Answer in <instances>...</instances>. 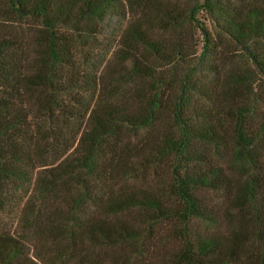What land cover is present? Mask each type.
<instances>
[{"label": "trees", "instance_id": "16d2710c", "mask_svg": "<svg viewBox=\"0 0 264 264\" xmlns=\"http://www.w3.org/2000/svg\"><path fill=\"white\" fill-rule=\"evenodd\" d=\"M146 1L0 0L32 27L0 26V264H264V6ZM200 9L246 62L220 83L202 24L197 55L162 36Z\"/></svg>", "mask_w": 264, "mask_h": 264}, {"label": "rangeland", "instance_id": "374dc122", "mask_svg": "<svg viewBox=\"0 0 264 264\" xmlns=\"http://www.w3.org/2000/svg\"><path fill=\"white\" fill-rule=\"evenodd\" d=\"M160 1V0H159ZM230 2L233 3H241V4H251V5H260L264 6V0H229ZM201 0H180L179 4L181 7H192L193 5L198 6L200 4ZM239 3V4H240ZM147 7L152 6L154 4V0H148L146 1ZM194 18H196L195 22H192L191 20L189 22H184L182 26L180 27L179 30H175L174 32H165L162 34L163 37L166 38H171V39H176L179 40L180 42H183L188 48L190 49L191 52H194L196 55L199 54V52L202 49V36L201 32L199 30L200 24L205 27L212 36L213 42L218 44V50H217V55H216V62L218 63V66L221 65V70H220V75H219V82L220 83V77L221 74L225 73L227 70H236V69H241L242 67L246 66V62L242 59L240 56V49L237 45L233 43V41L227 37V35L221 33L215 26L214 24L210 21V19L207 18V15L205 14L204 11L201 9L198 10L194 14ZM127 20V17L121 18V19H116L115 17H112L111 20H104L102 22V25L104 26L102 34H105L106 32L111 33V38H116L118 33L121 30L122 25L125 24ZM108 21V22H107ZM0 26H9L11 30H22L25 34L32 29L31 23H12L9 24V22L5 20L0 21ZM1 28V27H0ZM175 34V35H174ZM105 54V56L107 57ZM97 66V65H96ZM81 67V66H79ZM225 71V72H224ZM259 87H257V91L262 94V97L264 98V80L259 79ZM261 111H263L264 114V104L261 106ZM139 135H143L144 131H138ZM208 156L212 159V162L219 164L221 166H226L227 167V160L229 157L227 145L222 151V154L220 157H216L213 153L212 150H209ZM147 181L149 180L148 178L146 179ZM145 184V182H143ZM141 181H134L131 183L133 186H139L140 184H143ZM19 195V196H18ZM202 199L209 205H213L217 212L219 214L224 213V208L226 205V201L224 200L223 196L221 193H216V192H210V191H204L201 192ZM23 196L22 192L17 194V198L13 202V207L11 211L6 212V210L0 211V230L3 231H15L17 230L16 227V217H17V209L15 207L20 206L22 202ZM224 223V222H222ZM222 225L219 226V229L222 230ZM199 229L201 225L197 226ZM32 243L35 244H40L38 241L36 242L35 240L32 241ZM29 247H31L29 245ZM120 251L118 249H102L100 251L101 259L99 264H109L108 259L105 256V254H114V253H119ZM97 262V261H96ZM98 264V263H97Z\"/></svg>", "mask_w": 264, "mask_h": 264}]
</instances>
